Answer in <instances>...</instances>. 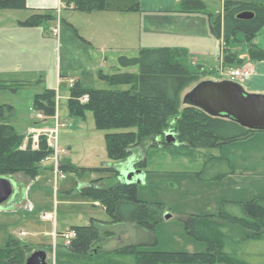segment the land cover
I'll return each instance as SVG.
<instances>
[{
  "label": "trees",
  "instance_id": "trees-1",
  "mask_svg": "<svg viewBox=\"0 0 264 264\" xmlns=\"http://www.w3.org/2000/svg\"><path fill=\"white\" fill-rule=\"evenodd\" d=\"M180 11L202 12L210 19L211 30L225 44L243 33L249 43L248 55L252 61L264 60V50L252 43L254 37L264 28V5L256 2L225 1L223 12L214 13L208 10L203 0H180ZM119 0H64L65 8L83 13L115 9ZM26 0H0V9H25ZM118 9V8H117ZM136 2L127 10H139ZM250 11V19H239L242 12ZM56 19V14L49 12L34 14L21 22L24 26L34 27L45 21ZM226 48H228L226 46ZM187 50L178 47L143 49L137 57L120 56L119 67L139 66V73L119 72L112 75L100 72V76L112 85H128V89H85L78 82L70 87L68 108L70 115L86 118L87 112L94 115L98 130L107 131L105 142L108 157L124 166L86 168L76 166L65 157L61 160L59 171L64 174L81 175L87 170L115 172L120 174L128 167L134 147L153 140L152 147H178L179 150L205 148L201 156L206 159L200 171L195 173L202 181H217L235 173L229 159L215 156L211 149L225 143L245 139L255 130L248 129L240 123L205 110L190 106L186 108L179 120V135L176 143H169L163 136L171 128L175 115L181 110L185 93L195 86L199 77L209 71L198 65L197 70L189 69L181 59L186 57ZM242 62L236 52L227 51L225 65L234 66ZM244 65L241 63L240 66ZM237 67V66H235ZM224 80V79H222ZM27 84L0 83V91L15 93ZM89 96L88 102L81 97ZM56 89H45L38 93L33 101L35 112H42L48 118L55 114ZM16 111L8 104L0 105V176L10 177L24 174L36 178L45 168L43 162L53 155L47 139L40 137L39 147H32V139L20 132L14 125ZM179 118V117H178ZM177 117L175 118V120ZM29 142L22 148L25 140ZM178 155H181L180 151ZM200 155V154H199ZM147 156L136 160V169H147ZM192 158V156H191ZM52 169H54L52 164ZM224 167L225 169L220 170ZM93 180L87 187L80 189V194L99 202L110 214V221L92 219L87 226H74L77 236L66 250L56 254V264H127L114 257L132 256L135 264H252L240 247L249 241L264 239V197L251 201H222L215 214L189 215L184 220L187 233L198 241L207 243L204 252H165L146 249L157 245L153 238L148 244H129L111 250H104L96 245L115 234L112 230L101 232V227L112 224L132 222L152 233L163 219L164 205L159 202L141 200L137 196L138 184L119 182L111 187L98 186ZM232 207L241 210L232 211ZM42 248V247H39ZM33 252V246L18 239L10 238L0 248V264H26V257Z\"/></svg>",
  "mask_w": 264,
  "mask_h": 264
},
{
  "label": "rangeland",
  "instance_id": "rangeland-1",
  "mask_svg": "<svg viewBox=\"0 0 264 264\" xmlns=\"http://www.w3.org/2000/svg\"><path fill=\"white\" fill-rule=\"evenodd\" d=\"M203 1L211 12L215 13V10L218 9L220 11L222 8L221 0ZM131 2L134 3L135 0L116 2V5H131ZM0 10L2 12L3 9ZM64 10L66 9L63 8L60 22L56 15L52 28L46 29L44 24L46 21L37 26L38 38L43 36L45 57L49 54L48 60L41 66L42 70L36 72V74L31 73L29 76L23 74L26 77L25 79L29 77L32 81L30 82L32 83L31 86L26 88V91H22L19 94L0 91V105L4 103H21L23 106L28 104L30 101L28 94L35 93L36 89H38L37 91L42 89V86L51 78V70L55 69L57 72V68L60 66L63 73H65L64 69L67 66H72L78 70L77 73H80L87 89L129 88L128 85H112L108 80L100 76L101 71L107 75L124 72V68L119 67L117 58L114 60L111 57L112 54H109L108 59L104 55L101 58H95L88 51V47L80 41L67 42L69 48L66 47V43L63 41V32H65L66 28L63 16L67 14L64 13ZM0 14L6 16V19H16L17 16L27 17L25 16L27 13L22 9L3 11ZM55 29L57 30L55 31ZM228 44L226 50H234L233 52L237 53L242 62L235 61L234 66L220 65V61L212 50V53L205 54L199 60L207 63L206 70L209 73L206 76L199 77L198 83L203 80L219 81L222 77V79L231 80L233 79L230 75L231 69L235 66H240L241 63L245 64L252 61L248 55L250 45L245 41L243 33H238L235 39L229 41ZM121 53V55L128 57H137L139 55L133 50ZM184 61L188 66L185 65L191 70H197L198 65H201L199 63H202L194 62L191 56L186 57ZM128 69L129 71L126 72L139 73L140 71L139 66L129 67ZM218 71H220V75ZM78 75L76 74V76ZM240 84L245 89V83ZM57 86L60 120L66 124L59 130V166L64 157L72 160L79 167L117 168V166H124L123 163L108 157L105 142V133L107 131L96 129L94 115L91 111L87 112L84 119L70 115L68 108L69 78L63 75L61 84ZM245 91L250 93L246 89ZM188 107V103L184 102L182 104L181 110L175 115L177 119L175 120L176 117H174L171 128L167 130V133H173L175 138L179 135L180 130L178 119L183 117ZM37 125L49 126L52 123L49 119ZM26 126L27 124L24 127ZM167 133L165 132L163 136L166 141ZM152 143L153 140L148 139L134 147L132 158L143 160L146 156L148 157L146 160L148 163L147 173L145 171L144 181L138 183L137 196L141 200L162 203L165 209L162 221L157 224L154 233L137 225L134 227L131 225L132 222L101 227V232L104 229H109L114 231L115 234L100 241L96 245L97 247L111 250L129 244L141 243L149 245L150 241L156 237L158 244L149 245L145 247L146 249L165 252H204L207 250V243L196 240L185 229L184 220L187 216L215 214L218 212L222 201L246 202L260 197L264 193V166H256L260 167L259 174L235 171L232 175L227 176L229 178L226 177L223 180L202 181L197 179L195 173L202 169L206 159H208L206 156L205 158L201 156V153L205 152V148H199L198 150L191 148L179 150L177 146L154 148L151 146ZM24 144L22 146L23 149H25ZM68 144L72 147L69 148ZM89 144L92 146L89 147ZM63 150H67V153L64 154ZM179 151L181 155H178ZM214 152L217 154L219 150L217 149ZM52 164V159L45 160L43 162L45 168L39 172L38 177L35 179L28 178L24 174L10 177L14 191L10 199L0 206V248L4 247L10 238L18 239L33 246V251L37 249L45 250L48 255V262L50 264L55 262L56 264L57 252L66 250L72 244L65 242L62 237L63 233L72 230L74 226L90 225L92 219L102 221H110L112 219L103 205L100 203L96 204L94 200L80 194V189L87 187L83 185L90 184L93 180H98V186L107 188L119 182H124V179L122 181L123 177L112 171L87 170L81 175L64 174L63 172L56 174L51 167ZM222 169L224 170L225 168L222 167L219 171ZM232 211L241 212L237 207H232ZM44 213H51V217L43 218ZM167 213L171 215L169 219L165 217ZM55 232L58 234L56 240ZM147 232H149V238H146ZM55 243L57 244L54 245ZM240 251L249 254V256H244L247 257L250 263L264 264V239L246 242L240 247ZM114 258L127 264H135V259L132 256H116Z\"/></svg>",
  "mask_w": 264,
  "mask_h": 264
},
{
  "label": "crops",
  "instance_id": "crops-1",
  "mask_svg": "<svg viewBox=\"0 0 264 264\" xmlns=\"http://www.w3.org/2000/svg\"><path fill=\"white\" fill-rule=\"evenodd\" d=\"M124 1L129 0H119V3ZM225 1L228 0H221L222 8L220 11L218 9L215 10V13L223 12ZM231 1L256 2L264 5V0ZM136 2L139 3V10H127ZM180 2V0H135L134 3L131 2V5L119 6L117 7L118 9L94 11L92 13H83L65 8L64 13L67 15L63 16L64 24H66L65 32H63V41L68 48L67 42L80 41L88 47V51L95 58H101L104 55L108 59L109 54H112L111 57L114 60L117 58L118 61V58L122 56L121 52L128 50L140 53L143 49L178 47L187 50L188 54L186 57L191 56L196 63L202 62L199 64L204 70L207 68V63L199 60L205 54L212 53V50L220 61V65L225 64L226 46L228 47L229 44H224L223 42V53L220 56L217 55L216 42L219 39L214 36L211 30L208 15L202 12H182L180 11ZM59 3L60 0H26L27 7L22 9L27 13L25 14L26 18L17 16L16 19H6V16L0 14V83L27 84V86L14 94L26 91V88L31 86L32 83L30 82L32 81L29 77L25 79L26 77L23 74L29 76L31 73L40 72L42 64L48 60L49 56L48 54L45 57L44 54L43 36H40L41 39L37 36L38 27L24 26L21 22L34 14L52 12L55 15ZM11 10L3 9L0 13ZM53 23H55V20L46 21L44 23L46 29L52 28ZM252 41L264 50V28ZM231 51L234 50L231 49ZM186 57L181 59L184 64H186L184 61ZM247 63L249 62L245 64ZM250 63L254 64L253 75L249 79L237 82L239 84L245 83L244 87L250 93L264 95V60L251 61ZM123 70L124 72L129 71L128 68ZM64 72L61 71V66L57 68V72L55 69L51 70V78L42 86V89H39V91L36 89L35 93L30 92L31 94H28L30 96L28 104L23 106L21 103H4L13 106L16 111L14 125L17 130L23 133L32 132V129L35 128L33 123L36 121V113L32 108L35 96L47 88L58 89L57 85L61 84L63 75L69 79H74L83 88L87 89L80 73H77L78 70L72 66H67ZM218 72L220 75V71ZM76 74L79 75L76 76ZM23 124H27V126L24 127L25 125ZM67 146L69 148L72 147L69 144ZM90 146L92 145L89 144ZM217 149L219 153L216 154L214 151ZM65 151L67 153V150ZM212 153L215 156L230 159L233 166H235L236 172L259 174L260 167L256 166H264V131H257L245 139L222 144L213 148ZM136 160V158H132L128 163L130 166H134L133 163ZM142 171L144 179L147 171L146 169ZM120 175L122 176L121 172ZM88 185L85 184L83 186ZM263 194L260 197H264ZM94 202L99 204V202ZM131 225L136 226L135 223ZM148 233L146 238H149Z\"/></svg>",
  "mask_w": 264,
  "mask_h": 264
},
{
  "label": "water",
  "instance_id": "water-1",
  "mask_svg": "<svg viewBox=\"0 0 264 264\" xmlns=\"http://www.w3.org/2000/svg\"><path fill=\"white\" fill-rule=\"evenodd\" d=\"M253 16V12L245 11L238 18L250 19ZM183 100L211 115L232 119L251 130L264 131V95L248 93L238 82L203 80L186 92ZM166 136L167 142L176 143L173 133L168 132ZM121 174L127 184H138L144 180L143 171L134 166L124 167ZM13 191L11 180L0 176V206L10 199ZM165 217L169 219L171 215L167 213ZM26 264H49L46 251H33L26 257Z\"/></svg>",
  "mask_w": 264,
  "mask_h": 264
},
{
  "label": "built area",
  "instance_id": "built-area-1",
  "mask_svg": "<svg viewBox=\"0 0 264 264\" xmlns=\"http://www.w3.org/2000/svg\"><path fill=\"white\" fill-rule=\"evenodd\" d=\"M65 7L64 5V0H60L59 6L56 10V14L58 16V21L60 22V15L62 14L63 8ZM57 29H55L56 31ZM216 53L217 55H221L222 54V50H223V40H217L216 42ZM254 73V64L253 63H247L245 65L242 66H238V67H234L233 69H231L230 71V75L233 78L232 80H239V81H243L246 79H249ZM75 83V80L70 78L69 79V85L70 87H72ZM59 100V96L57 95L56 98V110H55V114L48 118V120H51L52 125L49 126H41V125H37L38 123L44 122V121H48L47 117L44 115V113L42 112H36V121L34 122V127L32 129V132L29 133V135H31V139H32V147L33 148H38L39 147V140L40 137H45L47 139V143L49 145V147L54 151L53 155L48 157L46 160H50L52 159L53 161V167L55 170V173L58 174L60 173L59 171V162H60V148H59V130L61 127L66 126L65 123H63L60 120V114H59V106H58V101ZM89 100V96L88 95H84L83 97H81V101L82 102H88ZM28 139H26V142L24 144V148L27 147L28 144ZM63 153L65 154L66 151L63 150ZM63 177H65L64 174H62ZM51 217V213H44L43 214V218H49ZM55 236V240L58 237V234L55 232L54 233ZM77 236V232L75 230H70L68 232H65L62 234V237L65 239L66 243L71 244L72 240ZM57 243H55L54 245H56ZM55 264V262H54Z\"/></svg>",
  "mask_w": 264,
  "mask_h": 264
}]
</instances>
